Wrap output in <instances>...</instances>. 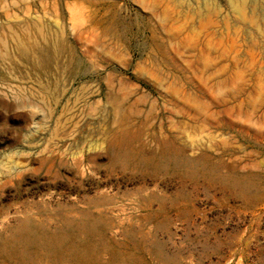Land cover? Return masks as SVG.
I'll use <instances>...</instances> for the list:
<instances>
[{
    "label": "rangeland",
    "instance_id": "rangeland-1",
    "mask_svg": "<svg viewBox=\"0 0 264 264\" xmlns=\"http://www.w3.org/2000/svg\"><path fill=\"white\" fill-rule=\"evenodd\" d=\"M163 1L0 0V264H264V0Z\"/></svg>",
    "mask_w": 264,
    "mask_h": 264
},
{
    "label": "bare ground",
    "instance_id": "bare-ground-1",
    "mask_svg": "<svg viewBox=\"0 0 264 264\" xmlns=\"http://www.w3.org/2000/svg\"><path fill=\"white\" fill-rule=\"evenodd\" d=\"M153 3H154L153 4L154 7H156V6H164V4L166 3V1H163V0H153ZM246 3H248L247 0H232L233 7H234L235 11H237V12H241L242 10H244V8L246 6ZM151 5H152V2H151ZM240 14H242V13H240ZM40 30H41V27H40ZM29 43H31L30 46H28L25 43H23V42L20 41L19 47H20L21 54L23 56H25V57H27V56L28 57H32V58H35L36 60L39 59V52L41 51V46L39 45V43H37L35 41H30Z\"/></svg>",
    "mask_w": 264,
    "mask_h": 264
}]
</instances>
